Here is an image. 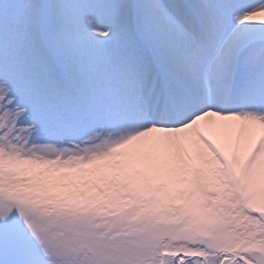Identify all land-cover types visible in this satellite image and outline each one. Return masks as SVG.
Returning a JSON list of instances; mask_svg holds the SVG:
<instances>
[{
  "label": "snow or ice",
  "instance_id": "snow-or-ice-1",
  "mask_svg": "<svg viewBox=\"0 0 264 264\" xmlns=\"http://www.w3.org/2000/svg\"><path fill=\"white\" fill-rule=\"evenodd\" d=\"M0 264H264V0H0Z\"/></svg>",
  "mask_w": 264,
  "mask_h": 264
}]
</instances>
